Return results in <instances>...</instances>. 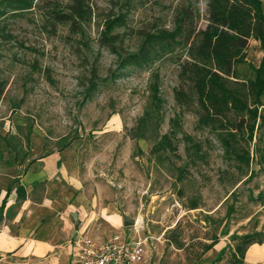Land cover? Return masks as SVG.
<instances>
[{
	"label": "rangeland",
	"instance_id": "1",
	"mask_svg": "<svg viewBox=\"0 0 264 264\" xmlns=\"http://www.w3.org/2000/svg\"><path fill=\"white\" fill-rule=\"evenodd\" d=\"M72 1L0 2V163L20 172L34 156L66 151L73 175L32 183L31 198L77 179L116 207L107 232L92 236L146 237L135 264H209L220 248L213 264H228L238 235L264 238V95L251 131L221 129L199 121L191 83L179 75L187 43L152 42L142 59L120 63L142 31L170 30L180 5L203 28L207 0H81L87 11L74 30L51 16ZM256 49L249 39L245 65L257 64ZM234 76L242 79L238 68ZM163 134L175 152L157 150Z\"/></svg>",
	"mask_w": 264,
	"mask_h": 264
},
{
	"label": "trees",
	"instance_id": "2",
	"mask_svg": "<svg viewBox=\"0 0 264 264\" xmlns=\"http://www.w3.org/2000/svg\"><path fill=\"white\" fill-rule=\"evenodd\" d=\"M14 8H22L28 0H0ZM67 11H52V19L67 22L72 30L77 28V20L86 13L81 0H73L67 5ZM193 8L188 4L180 5L173 16L170 30L158 29L154 32L142 31L143 39L135 53H128L120 63L138 61L146 56L150 44L156 42L161 48L171 49L176 43H187L186 51L190 59L180 63L179 75L191 83L198 106V119L203 124H213L221 129H249L259 116L258 106L264 95V12L261 0H207L206 23L196 28ZM113 37V36H108ZM108 37L102 42L108 43ZM249 38L257 39L262 51L257 65L248 63L254 76L245 79L234 78V63L243 62L245 48ZM3 83L0 81V94ZM174 95L181 99L183 90L176 88ZM251 120V122H250ZM250 122V124H249ZM258 125V124H256ZM157 150L162 147L175 152V146L168 136L161 135ZM179 170V167H175ZM18 177L8 181L5 194L0 201V211L5 197ZM25 195L22 185L16 186V199ZM228 264H249L243 261L245 247L251 242H264V238H255L244 233L237 236ZM212 244L205 245L208 249ZM222 248L209 260L213 264L221 259Z\"/></svg>",
	"mask_w": 264,
	"mask_h": 264
},
{
	"label": "crops",
	"instance_id": "3",
	"mask_svg": "<svg viewBox=\"0 0 264 264\" xmlns=\"http://www.w3.org/2000/svg\"><path fill=\"white\" fill-rule=\"evenodd\" d=\"M249 39L257 47L258 64L262 54L260 44L257 39ZM244 63H234V70L238 68L239 78H252L254 72L249 62L247 66ZM65 152L34 156L29 166L20 172L18 166L0 163V201L8 181L14 176L18 177L16 184L22 185L25 192L23 198L16 199V187H11L1 208L0 264H74L72 242L83 236L101 235L113 224L115 205L97 201L77 179L72 178L68 189L61 188L57 181L45 184L39 200L28 195L34 182L53 181L57 175H73ZM10 206L12 212L7 215L5 212ZM243 261L264 264V242L249 243Z\"/></svg>",
	"mask_w": 264,
	"mask_h": 264
},
{
	"label": "built area",
	"instance_id": "4",
	"mask_svg": "<svg viewBox=\"0 0 264 264\" xmlns=\"http://www.w3.org/2000/svg\"><path fill=\"white\" fill-rule=\"evenodd\" d=\"M146 237L112 232L103 237L83 236L72 242L74 264H135L143 256Z\"/></svg>",
	"mask_w": 264,
	"mask_h": 264
},
{
	"label": "water",
	"instance_id": "5",
	"mask_svg": "<svg viewBox=\"0 0 264 264\" xmlns=\"http://www.w3.org/2000/svg\"><path fill=\"white\" fill-rule=\"evenodd\" d=\"M122 220H123V224L124 225H131L133 223V219L132 218H128L126 216H123Z\"/></svg>",
	"mask_w": 264,
	"mask_h": 264
},
{
	"label": "bare ground",
	"instance_id": "6",
	"mask_svg": "<svg viewBox=\"0 0 264 264\" xmlns=\"http://www.w3.org/2000/svg\"><path fill=\"white\" fill-rule=\"evenodd\" d=\"M133 223H134V220H133ZM137 223H138V222H137ZM137 223H136V224H137Z\"/></svg>",
	"mask_w": 264,
	"mask_h": 264
}]
</instances>
